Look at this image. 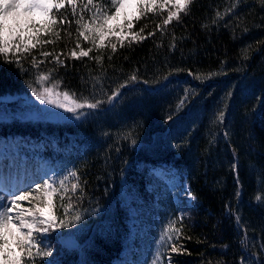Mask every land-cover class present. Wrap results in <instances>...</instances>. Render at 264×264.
I'll return each mask as SVG.
<instances>
[{
  "label": "trees",
  "instance_id": "1",
  "mask_svg": "<svg viewBox=\"0 0 264 264\" xmlns=\"http://www.w3.org/2000/svg\"><path fill=\"white\" fill-rule=\"evenodd\" d=\"M86 4L76 0L75 16L68 4L54 10L71 23H58V39L43 36L55 42L33 49L22 68L0 58V138L41 144L38 155L59 176L52 201L41 188L32 203L71 222L37 237L52 254L34 264H117L131 235L135 264L158 227L172 222L180 233L170 243L182 252L168 247L171 264H264V0H194L168 25L162 21L170 8L157 9L134 21L132 30L143 28L145 39L121 47L111 37L93 47L92 58L75 59L68 54L77 42L92 47L75 23L82 12V22L89 20ZM96 5L113 10L107 0L88 8ZM42 51L63 53V65ZM33 57L44 63L32 67ZM49 72L47 84L37 79ZM53 81L77 102L104 103L81 120L39 116L25 99ZM118 89L122 95L109 103Z\"/></svg>",
  "mask_w": 264,
  "mask_h": 264
},
{
  "label": "snow or ice",
  "instance_id": "2",
  "mask_svg": "<svg viewBox=\"0 0 264 264\" xmlns=\"http://www.w3.org/2000/svg\"><path fill=\"white\" fill-rule=\"evenodd\" d=\"M193 3L194 0H162V2H158V0H107V4L113 8L109 11L108 8L102 5H96L89 9L88 6L93 5V0H87L84 10L90 14L89 20L82 22V12L80 19H77L75 23L79 26L77 29L78 36L82 37L85 42L90 43L92 47L85 50L77 42L76 48L72 49L68 55L75 59L92 58L90 53L93 51V47L97 49L104 48L106 46L105 41L109 36L119 38L121 47L124 46L125 41L129 45L132 42L141 41L146 38L140 35L144 29L141 28L139 32H134L132 30L134 21L154 13L157 9L171 6L166 18L162 21L163 25H168L173 19L179 20L181 11H186ZM66 4L71 5L72 14L75 16L76 0H0V58H3V61L8 64H14L22 68V61L28 55H31L33 49H36L37 46L54 43V40L43 39V36L50 35L58 39L59 32L56 31L58 23L60 25L71 23V21L63 18L58 21L54 13V10L59 12L64 9ZM148 35H154V33ZM107 46L113 52L117 49V43L115 42L109 41ZM76 49L80 50L77 51ZM40 55L45 60L52 56L55 63L61 65L64 63L61 60L63 53L53 55L52 52L42 51ZM96 59H100V57H96ZM42 63H44V60L37 62L35 57L32 58V67L38 68ZM50 78L51 72L48 75L37 77L43 84H47ZM130 79L135 82L137 77L133 75ZM144 83L147 84L148 82L144 81ZM125 87L124 84L120 85V88ZM58 88L59 81H53L52 87H45L43 94H39L36 89H33V94L41 102L54 104L57 108L64 109L65 112L73 113L76 120L91 115V110L99 109L104 103L101 100L91 102L86 97L83 98L82 102H77V100L70 98L67 91L61 93ZM121 95L119 89L113 92L112 96L108 98L109 103ZM186 99L187 97L180 102L181 105L184 104ZM223 115V112H221L219 117L221 120H223ZM169 119L171 120L172 117L170 116ZM133 143L135 144V140H133ZM70 175L75 177L76 173H70ZM55 183V181L50 182L45 179L40 183H36L34 188L29 187L12 195L10 202H0V209H2L0 210V264H24L25 259L29 261V264H34L36 257L50 256L52 254L51 249L42 251L37 237L42 238L57 225L59 228L71 227V222L57 220L54 215H49L44 207L32 203L35 199L33 197L34 191L41 188L54 190ZM64 184V179L59 181L61 188ZM78 187L79 183L73 184L72 190L75 191ZM25 201L29 202L27 208L22 204ZM73 219L79 222L81 217L76 215ZM179 219L182 221L183 217ZM179 233L180 229L175 227V222H172L161 237V240L169 245L171 253L180 254L182 252V247L170 243L174 239H179ZM17 249H19V252ZM166 259L168 264H171V256Z\"/></svg>",
  "mask_w": 264,
  "mask_h": 264
},
{
  "label": "rangeland",
  "instance_id": "3",
  "mask_svg": "<svg viewBox=\"0 0 264 264\" xmlns=\"http://www.w3.org/2000/svg\"><path fill=\"white\" fill-rule=\"evenodd\" d=\"M158 2H161V1L158 0ZM168 8H171V6H169ZM168 8H164V9H168ZM111 37H115V36H109L107 39H109ZM76 50L79 51L80 49H76ZM53 98H55V97H53ZM25 101L27 102V108L34 111L37 115L49 116L50 118H52L55 121H58L60 118H65L67 116V114L69 113V112H65L64 109H62V108H57L54 104H47L46 102H41V100L37 99V96H34V95L33 96L32 95L27 96ZM1 111H2V109L0 108V112ZM47 169H48L47 170V176H48L47 180H49L50 182L55 181L58 177L56 175L55 170L53 169L52 166H49ZM178 183H180V181H178ZM55 191H56L55 186H54V190L48 189V191H47V195H48L50 202L52 201V196L55 193ZM192 198L193 197L190 195L188 198V201H191ZM11 199H12V195L9 194V192H7L4 189H0V202L7 203V202H10ZM176 199H178V198L176 197ZM0 210H2V209H0ZM131 213L134 214V211L131 210ZM135 221L136 220L133 218L131 223H134ZM166 222H168V220ZM168 226H169V224H168ZM168 226L158 227L159 230L155 234V237H153V239L151 241V242H153L151 247L149 249H147L141 257V264H154V262H156V264H166V261L164 260V257H163V250H164L165 243L161 240V237L167 231ZM133 233H134V230H133ZM165 239H166V237H165ZM132 244H133V238L131 235V237L126 242L125 251L123 252V256L118 261L117 264H129V260L133 256ZM17 251L19 252L18 249H17ZM158 257H159V259L157 260Z\"/></svg>",
  "mask_w": 264,
  "mask_h": 264
}]
</instances>
